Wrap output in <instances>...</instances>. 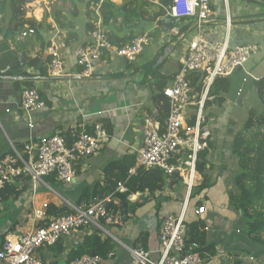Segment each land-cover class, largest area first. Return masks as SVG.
<instances>
[{"label": "crops", "instance_id": "1", "mask_svg": "<svg viewBox=\"0 0 264 264\" xmlns=\"http://www.w3.org/2000/svg\"><path fill=\"white\" fill-rule=\"evenodd\" d=\"M112 1L121 4L125 0ZM159 2L155 0L154 3ZM263 2L264 0H229L232 45L256 44L259 52L243 68L228 77L231 87L224 96L225 100L221 104L214 100L208 108V112L216 120L211 126V148L202 155L208 167L210 186L202 190L201 179H198L199 187L194 190L195 195L187 212L189 224L203 221L208 228L206 245L214 254L210 251L201 253L204 256L203 264H253L247 259L253 255L256 264H264V249L248 237L242 215L229 206V191L238 171L237 160L231 150L234 137L245 124L251 110H262L256 82L264 78ZM54 3L55 0L50 12ZM211 6V22L204 26L203 36L210 41L222 42L226 33L225 2L212 0ZM91 8L94 9L93 6ZM42 9L45 11V5ZM87 12L86 4L80 6V16L74 19L79 40L61 50L66 60L67 76L63 78L49 77L46 69L50 46L59 41V33H67L56 28L52 18L48 19V23L55 30L43 31L40 41L36 37L29 41H19L20 30L15 31L8 39L4 35L0 37V76L17 78L0 79V177L14 168L12 164L15 162V151L12 145L24 146L31 138L39 140L68 131H82L84 127L91 129L96 122H102L110 133V140L103 150L78 162V176L72 184H63L58 180L51 184L46 178V185L41 184L38 191L33 192L28 176L12 178L9 181L17 185L20 195L0 203V249L6 237L28 234L40 225L35 222V211L42 210L50 203L58 207L65 206L64 200L77 205L86 189L103 181L104 170L111 162L122 160L126 156L135 162V153L143 144L142 115L144 112L154 111L152 92L145 83L146 80H152L148 75L152 72L149 68L164 51L171 49L169 57L155 70L165 76H175L180 66L181 50L185 42L194 35L188 20L177 22L171 32L163 31L164 25L143 22L134 29V37L148 34L152 41L134 63H128L124 58L112 57L111 67L105 74L94 77V80L77 79L73 51L75 47L87 42V23L90 21ZM96 13L99 15L97 9ZM45 16L41 12L43 19ZM104 29L106 32L112 31L108 27ZM181 30L182 33L173 39L174 32ZM129 33L127 31L124 35ZM23 46L27 60L44 51L41 68L46 70L45 77L39 76V67L29 70L31 77L21 76V72L28 68V62L22 67L19 61ZM42 46H47V49L44 50ZM171 57L176 67L172 73H164L162 69ZM12 72L16 74L10 75ZM28 82L40 90L46 102L45 108L30 115L21 107V94L28 87ZM20 152L23 153V150ZM47 188L54 191L55 195L53 192L49 193ZM185 195L186 186L178 177L170 179L165 190L157 192L151 198L148 192L131 195L128 198L130 205L140 202L144 205L121 228L113 227L122 233L127 243L120 242L122 246L119 248V240L111 234L110 237L117 247L112 258L105 259L102 264H131V257L125 246L142 247L146 250L159 248L162 221L165 216L181 211ZM198 202L207 207V212L203 215L196 214ZM91 232V229L77 231L62 238L55 246L42 247L37 251V258L45 264H70L75 260L73 258L85 236ZM7 233L9 235L6 236Z\"/></svg>", "mask_w": 264, "mask_h": 264}, {"label": "built area", "instance_id": "2", "mask_svg": "<svg viewBox=\"0 0 264 264\" xmlns=\"http://www.w3.org/2000/svg\"><path fill=\"white\" fill-rule=\"evenodd\" d=\"M54 0H27L26 17L34 19L30 8L45 5L46 14ZM226 7V33L222 42L204 38V26L211 22L212 0H170L167 14L177 22L188 20L194 35L185 42L179 57L180 66L172 81L164 87L163 94L170 101V112L163 124L149 112L142 115L143 144L135 153V168L161 170L168 178L178 177L186 186V195L181 211L164 217L159 229V248L146 250L142 247H126L131 257V264H203L198 244H188L189 223L187 212L191 204L193 190L199 187L197 166L201 156L210 148L215 117L208 112L207 103L214 97L211 91L218 78H228L259 52L256 44L231 43L232 15L229 0H224ZM36 35L33 28L20 30L19 41H29ZM152 41L148 34L138 35L128 43L118 46L111 42L101 22L87 33V42L74 48L76 75L82 79L99 77L111 67L112 57L124 58L134 63ZM174 46V45H173ZM173 46L171 48H173ZM64 41L52 43L49 48L47 74L51 78H63L66 75V60L61 53L66 49ZM201 74V90L195 91L189 76ZM21 107L27 115L46 107V102L38 88H25L21 94ZM193 120L192 125L189 123ZM110 140V133L102 122H96L89 130L84 127L79 133L71 132V138L53 135L39 140L31 138L24 145L23 153L13 145L19 168H11L0 177V189L12 178L28 176L37 192L44 180L55 176L63 184H72L78 176V162L98 154ZM27 156V158L25 157ZM51 190V189H50ZM118 191H128L119 184ZM54 193V191L51 190ZM113 196L101 200L92 206L80 208L65 201L71 213L49 217L48 205L34 212L35 222L40 223L32 232L22 236L6 237L0 249L1 264H45L37 258V251L42 247L55 246L62 238L74 232L94 229L108 234L107 225L114 221L109 204ZM207 212L206 205L198 208L197 215ZM106 222V224H104ZM205 230H208L205 227ZM112 237V236H111ZM112 254L108 258H112ZM256 264L255 256L247 258ZM101 256H83L70 264H102Z\"/></svg>", "mask_w": 264, "mask_h": 264}, {"label": "trees", "instance_id": "3", "mask_svg": "<svg viewBox=\"0 0 264 264\" xmlns=\"http://www.w3.org/2000/svg\"><path fill=\"white\" fill-rule=\"evenodd\" d=\"M159 1L156 4L154 3L155 0H125L123 3L117 4L112 0H55L51 12L47 13L42 21H37L26 17L24 7L27 0H0V37L4 35L8 39L12 37L15 31L23 30L27 26L35 29L36 35L34 37L40 41L42 40L41 33L43 31L55 30L48 23V19L52 18L56 28L67 31L66 34L59 33L57 35L58 39L64 41L67 46H71L79 40L76 33L77 23L74 19L80 16V6L86 4L87 16L90 19L87 23V30L94 29L96 24L101 22L104 27L112 29V31L107 32L111 42L122 46L134 38V29L138 28L143 22L156 23L159 26L164 25L162 19L167 16L166 9L170 0ZM92 6L94 9L91 8ZM96 9L99 15L96 13ZM127 31H130V33L124 35ZM180 33H182V30L177 33L174 32L173 39H176ZM42 48L45 50L47 46H42ZM43 53L44 51L36 55L35 58H29L28 68L23 73L21 72V76L31 77L29 70L37 69L41 65ZM37 70L40 77L46 76L45 68H38ZM15 74L16 72H12L10 75ZM148 75L152 77V80H146L145 83L152 92L154 107L152 114L160 124H163L170 112V101L164 96L163 89L174 78V75L165 76L159 70L149 72ZM189 79L193 89L200 91L201 74L194 73L189 76ZM28 87L33 88L34 84L28 82ZM230 87L229 78H218L213 85L211 95L215 101L221 104L225 100L224 96L229 92ZM256 88L262 110L253 109L250 111L245 124L236 133L231 147L232 154L237 160L238 171L229 191V206L233 211L242 215L248 237L264 249V78L256 82ZM214 100L207 103L208 108ZM189 123L192 125L193 120H190ZM71 132L68 131L62 135L71 138ZM75 132L79 133L80 130ZM15 148L19 152L24 150V146L20 145H16ZM25 157L27 158L26 155ZM14 159L15 162L12 167L19 168L21 161L16 154H14ZM134 167L135 162L127 156L122 160L111 162L104 170L103 181L98 182L93 188L86 189L77 206L86 208L112 195L113 201L109 204V209L113 214L114 221L107 226L121 228L144 205L143 202L130 205L128 198L131 195L148 192L151 198L157 192L164 191L170 179H173L168 178L161 170L143 168H138L135 174L128 177L129 172ZM207 171V164L201 156L197 166V182L198 179H201L202 190L210 186V177ZM55 180H57L55 176L47 178V181L51 184ZM119 184L125 185L128 191L125 193L119 192ZM194 190L191 200L195 195ZM201 191H198V193ZM19 195L17 185L7 182L3 189H0V203L11 198H17ZM201 204L202 202H198L197 207H200ZM47 213L49 217H57L67 215L71 213V210L66 206L58 207L56 204L50 203L47 207ZM205 227L203 221L191 223L187 238L188 244L196 243L199 245L198 250L201 253L210 251L211 254H214L206 245ZM91 230L92 232L86 235L80 244L73 259L86 255L101 256L108 259L109 255L114 253L117 247L116 242L99 230Z\"/></svg>", "mask_w": 264, "mask_h": 264}, {"label": "water", "instance_id": "4", "mask_svg": "<svg viewBox=\"0 0 264 264\" xmlns=\"http://www.w3.org/2000/svg\"><path fill=\"white\" fill-rule=\"evenodd\" d=\"M169 11H171V8H169ZM163 23H164V29L163 31L165 32H171L173 30V28L176 26L177 22L176 20L169 14L167 15L165 18L162 19ZM169 50L171 51V49H168L166 51H164L159 58L157 59V61L149 68V71H153L155 69H158L159 66H161L165 60L169 57ZM19 61L22 67H25L28 60H27V54L24 50V46H23V52L19 55ZM43 67L42 65L39 66V68ZM80 77H78L77 79H79ZM0 79L2 80H17V78L15 77H1ZM22 80H29V78H21ZM81 79V78H80ZM92 80L96 79V78H91Z\"/></svg>", "mask_w": 264, "mask_h": 264}, {"label": "rangeland", "instance_id": "5", "mask_svg": "<svg viewBox=\"0 0 264 264\" xmlns=\"http://www.w3.org/2000/svg\"><path fill=\"white\" fill-rule=\"evenodd\" d=\"M44 6H43V4H41L40 6H38V5H34L33 7H31L29 10H30V12H32V14L34 15V19L35 20H42L43 19V17H41V12H43V14H46V12L45 11H43V8ZM44 16V15H43ZM176 65V63H175V61H174V59L171 57L169 60H168V62H167V64H166V66L165 67H163V72L164 73H168V74H170V73H172L173 71H174V69H175V66ZM208 150H210V148L208 149ZM47 190H48V192L50 193L51 192V190L49 189V188H47ZM50 190V191H49ZM54 194V193H53ZM55 195V194H54ZM107 228H108V231L111 233V234H113L114 235V237L115 238H117L118 240H119V242L117 241V244L120 246L119 248H121V244H120V242H126V239L124 238V236L122 235V233L121 232H119V231H117L116 229H113V228H111V227H108L107 226ZM106 235H108V234H106ZM109 236V235H108ZM110 237V236H109ZM127 243V242H126Z\"/></svg>", "mask_w": 264, "mask_h": 264}, {"label": "bare ground", "instance_id": "6", "mask_svg": "<svg viewBox=\"0 0 264 264\" xmlns=\"http://www.w3.org/2000/svg\"><path fill=\"white\" fill-rule=\"evenodd\" d=\"M177 22V21H176Z\"/></svg>", "mask_w": 264, "mask_h": 264}]
</instances>
